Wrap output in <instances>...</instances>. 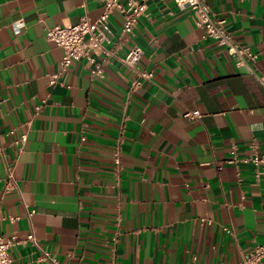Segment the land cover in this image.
<instances>
[{
  "label": "crops",
  "instance_id": "obj_1",
  "mask_svg": "<svg viewBox=\"0 0 264 264\" xmlns=\"http://www.w3.org/2000/svg\"><path fill=\"white\" fill-rule=\"evenodd\" d=\"M206 2L246 62L190 8L150 0L129 40L111 16L122 48L93 56L97 76L88 59L64 68L46 33L96 21L100 0H0V235L18 237L15 263L39 258L31 232L59 264H239L264 243V178L244 160L254 143L264 154V0ZM134 44L153 77L133 90Z\"/></svg>",
  "mask_w": 264,
  "mask_h": 264
},
{
  "label": "built area",
  "instance_id": "obj_2",
  "mask_svg": "<svg viewBox=\"0 0 264 264\" xmlns=\"http://www.w3.org/2000/svg\"><path fill=\"white\" fill-rule=\"evenodd\" d=\"M150 0H100L103 6L101 15L96 21H92L87 15L74 25H57L48 28L46 38L49 42L60 47L64 51L62 66L70 67L73 62L88 59L94 64V55L100 56L103 53L114 55L122 48L120 41H114V32L110 26V18L115 12L122 15L123 23L121 33L128 40L135 35V29L141 17L146 14L148 2ZM174 2L182 7H188L192 11L193 20L197 27L201 28L206 37L213 39L216 43L224 47L228 53L234 56L239 62H246L247 50L238 44L231 33L227 30L225 22L214 17L206 0H174ZM108 44H112L110 49H106ZM143 54V49L138 44H134L125 54L122 61L129 68L138 71V77L133 82V90L141 85L142 79L149 80L153 77L152 72L140 71L138 64ZM93 75L102 74V66L96 64L92 70ZM55 80H52L54 83ZM185 117L191 120L202 118L199 111L186 112ZM27 141V135H23L15 142L19 150H23V146ZM252 153L244 160L252 163L256 167V176L258 179L264 178V154H260L257 143H254ZM121 153L117 149L115 153V162L121 165ZM234 160V159H233ZM6 187L8 190L18 188L15 174L8 169L6 178ZM33 212H30V216ZM26 240L31 243L36 250L40 252V256L36 263L29 261L25 263H15L11 251L20 241L17 236L4 238L0 235V264H59L58 260L52 253L42 246L40 240L31 232ZM264 263V243L258 244L249 252L245 253L239 264H262ZM221 264H229L222 262Z\"/></svg>",
  "mask_w": 264,
  "mask_h": 264
}]
</instances>
